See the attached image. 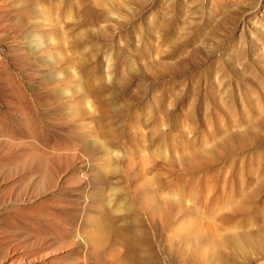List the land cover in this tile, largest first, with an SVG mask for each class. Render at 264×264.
<instances>
[{"label":"rangeland","instance_id":"1","mask_svg":"<svg viewBox=\"0 0 264 264\" xmlns=\"http://www.w3.org/2000/svg\"><path fill=\"white\" fill-rule=\"evenodd\" d=\"M0 264H264V0H0Z\"/></svg>","mask_w":264,"mask_h":264},{"label":"bare ground","instance_id":"2","mask_svg":"<svg viewBox=\"0 0 264 264\" xmlns=\"http://www.w3.org/2000/svg\"><path fill=\"white\" fill-rule=\"evenodd\" d=\"M27 235V234H26ZM27 237V236H26ZM49 238V237H48ZM50 238H52V237H50ZM54 238V237H53ZM48 242V241H47ZM49 243V242H48ZM50 244V243H49Z\"/></svg>","mask_w":264,"mask_h":264}]
</instances>
